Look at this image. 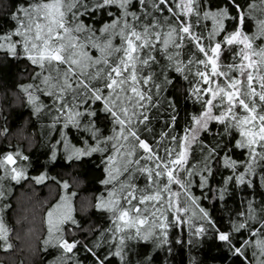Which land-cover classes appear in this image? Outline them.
<instances>
[{
  "label": "snow or ice",
  "instance_id": "1",
  "mask_svg": "<svg viewBox=\"0 0 264 264\" xmlns=\"http://www.w3.org/2000/svg\"><path fill=\"white\" fill-rule=\"evenodd\" d=\"M113 7L119 15L110 11ZM97 12L112 17L98 30L82 19L93 18ZM11 18L16 27L0 32V51L13 58L23 57L39 69L33 76L39 83L23 88L35 113L46 107L40 100L45 96L57 113L53 127L62 123L63 128H82L89 134L82 141L86 147L74 149L68 159L104 154L107 178L102 183L111 190L95 207L110 213L112 227L107 229L109 235L101 232L102 239L95 245L100 249L107 246L103 257L83 245L94 264H109V257H119L121 264H127L128 241H148L157 230L167 237L169 214L187 213L190 205L199 208L198 219L215 227L190 191L193 177L199 178L201 189L208 185L213 162L232 170L226 183L251 187L254 181L246 177L256 176L257 168L264 183V0L246 4L224 0L218 7H213L212 0H24ZM250 20L255 26L251 33L245 31ZM205 21H211L210 29ZM228 21L235 22L232 31H228ZM114 39H119V44H114ZM92 49L100 55L94 58ZM225 53H231L230 63L222 61ZM177 77L189 83L188 98L199 104L200 110L191 115L189 126L180 135L164 131L158 140L151 137L150 143L149 138H142L143 133L153 132L150 113L161 106V93ZM167 103L173 114L166 127H173L177 113L174 102ZM100 115L110 123V135L98 127ZM212 124L221 126L216 133L221 140L231 137L234 149L245 152L244 160L233 159L228 144L221 140L215 144L201 140V133L212 131ZM166 139L168 143L162 144ZM197 151L202 165L199 170L191 162ZM18 159L28 157L18 152L0 157V169L17 182L27 178ZM241 167L243 171L238 172ZM140 178L143 187L136 182ZM34 179L41 183L45 177ZM63 187L67 188V183ZM4 196L0 186V198ZM61 207L58 204L47 213L49 239L44 243L72 253L81 242L65 239L62 226L68 221L77 228L79 225L70 209L64 212ZM256 213L249 202L239 213L245 217L243 222L228 232L217 230V238L244 257L245 264H264V207L261 215ZM249 221H256L259 227ZM180 222H184L182 216L175 215L172 223ZM187 222L191 223V218ZM242 230L248 236L235 247L233 233ZM204 232L201 224L194 235ZM11 248L8 229L0 219V249Z\"/></svg>",
  "mask_w": 264,
  "mask_h": 264
},
{
  "label": "trees",
  "instance_id": "2",
  "mask_svg": "<svg viewBox=\"0 0 264 264\" xmlns=\"http://www.w3.org/2000/svg\"><path fill=\"white\" fill-rule=\"evenodd\" d=\"M24 0H0V32H8L16 27L11 18L16 7ZM224 0H212L213 7H218ZM248 3L250 0H242ZM110 11L119 15V11L113 7ZM234 12V10H233ZM259 15V13H257ZM85 24L94 29H100L106 22H110L106 12H97L93 18H83ZM211 28V21H205ZM228 31L235 27L234 21L226 22ZM245 31H255L253 21H248ZM99 36V31L96 32ZM119 44V39L113 40ZM259 43V41H258ZM91 55L95 58L100 53L92 49ZM226 63L231 62V53H225L221 57ZM38 68L30 66L23 57L17 59L0 51V157L17 152L27 160L18 159L17 165L25 170L26 179L19 182L11 180L4 196V212L6 228L9 232V243L12 248L4 251L0 249V264H94V258L84 250L83 245L93 248L101 257L107 254L108 248H96L101 241V232L107 233L112 227L110 213L98 210L95 205L100 197L107 198V192L111 186L102 183L107 178L105 164L102 163V153H93L91 156H83L79 159H68L72 151H67L65 144L76 148H84L82 142L88 139V133L81 128L71 130L63 128L62 123L53 127V118L56 116L52 100L40 96V100L46 107L40 113H35L34 105L29 103L28 95L23 88L29 84L39 83L33 80L34 72ZM189 83L177 77L172 86L161 93L162 103L158 109H153L150 115L153 117L149 127L152 133H143L142 138L151 137L159 139L161 132L167 131L170 135H180L182 130L189 126L190 117L197 114L200 106L188 98L187 89ZM171 100L177 113L176 124L166 127L172 109L167 101ZM97 107H99L97 105ZM87 121H84L86 123ZM97 125L104 135H110L111 125L107 119L100 115ZM212 131L208 134L201 133V140L205 143L215 144L221 137L216 135L221 130L217 124L210 125ZM239 138L238 136L236 137ZM60 141V143H57ZM168 140L162 142L167 144ZM221 143L228 144V151L237 161L245 159V152L239 148L234 149V141L231 137H224ZM89 144L95 146L89 140ZM55 153V159H53ZM199 151L196 152L192 163L197 164V170L202 165ZM213 175L209 177L208 185L201 189L198 186V177L192 178L191 195L197 198L199 207L204 208L210 215L215 227L207 221L198 219L199 208L190 205L187 213L169 214V228L167 237H161L159 230L157 235L148 241L131 240L125 248V260L127 264H245L244 257L234 254L231 247L217 238V230L228 232L234 224L243 222L245 217L239 215L245 211L249 202L257 210V216L261 215L260 208L264 207V183L259 179V168L256 176L246 179L254 181L253 186L240 185L235 181L225 182L231 169H226L222 164H211ZM1 170V169H0ZM243 171V167L238 169ZM43 175L45 179L37 183L34 177ZM140 187L144 186L143 178L136 181ZM67 194L72 195L73 219L79 228L68 221L64 228V238L69 242L78 240L81 243L72 253H63L61 249L46 245L49 239L47 228V213L58 203L62 196L63 185ZM223 199H220L221 191ZM70 197V195H69ZM193 212L196 215H193ZM175 215H181L184 222L172 223ZM191 218V223L187 221ZM255 227H259L256 221H249ZM201 224L205 232L199 236L194 235L195 227ZM195 226V227H194ZM248 232L242 230L233 233V245L240 247V241L247 238ZM166 239L167 243H161ZM115 251V249H112ZM251 259V250L247 251ZM109 264H121L119 257H109Z\"/></svg>",
  "mask_w": 264,
  "mask_h": 264
},
{
  "label": "rangeland",
  "instance_id": "3",
  "mask_svg": "<svg viewBox=\"0 0 264 264\" xmlns=\"http://www.w3.org/2000/svg\"><path fill=\"white\" fill-rule=\"evenodd\" d=\"M74 149H78V148H74L72 147L71 145L70 146H67L66 147V150L67 151H74ZM0 177H3L2 180H0V186L3 187L4 191L6 192L7 191V188L10 186L9 183L11 182V178L9 175H6V172H5V169H1L0 170ZM70 195V197H69ZM62 197L66 198L65 200H62ZM101 198V197H100ZM4 197L3 198H0V219L3 220L5 226H6V223H5V219L3 217V212H4ZM61 205V211H68L70 209V212H71V216L73 218V206L71 205L72 204V195L71 194H67V191L65 190V188L63 187V191H62V196H61V199L58 203H56L54 206L56 205ZM47 217V221H48V216L46 215ZM46 221V222H47ZM47 228H48V223H47Z\"/></svg>",
  "mask_w": 264,
  "mask_h": 264
}]
</instances>
